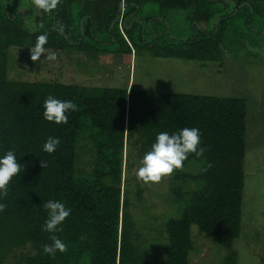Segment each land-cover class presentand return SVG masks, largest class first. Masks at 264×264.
I'll return each instance as SVG.
<instances>
[{
	"label": "trees",
	"instance_id": "16d2710c",
	"mask_svg": "<svg viewBox=\"0 0 264 264\" xmlns=\"http://www.w3.org/2000/svg\"><path fill=\"white\" fill-rule=\"evenodd\" d=\"M5 2L9 7L10 0ZM244 3L248 6L239 8ZM121 4L125 7L119 13ZM3 5L0 0V155L14 150L25 167L10 181L8 195L0 201L6 204L0 213V264L23 246H30L34 255L22 264H189L191 225L218 247L231 246L241 233L245 100L11 81L7 76L9 51L33 48L37 38L47 34V50L132 55L146 48L155 58L221 63L229 35L239 34L235 28L239 20L249 29L256 17L264 23V0H58L50 12L38 8L39 14H33L34 29L24 25L19 13L6 15ZM148 5L158 8V19L145 17L143 24L137 17ZM177 12H184L191 24L192 34L186 39L166 33V17ZM147 24L153 38L150 43L143 38ZM90 41L99 48L88 45ZM49 96L75 103L67 124L56 125L43 118V103ZM184 127L200 129L205 151L199 158L190 154L183 167L172 173L173 187L190 177L197 184L187 202L183 201L182 217L164 226L166 242L160 261L151 259L135 243L130 180L123 181L122 176L125 168L140 166L160 132L173 133ZM83 135L92 144L89 169L77 173ZM50 136L61 140L51 155L43 151ZM131 141L136 153L129 150ZM189 163L201 166L196 176L184 173ZM172 192L178 194L175 188ZM48 200L62 201L72 209L57 233L42 230L47 217L43 204ZM136 200L140 202L139 194ZM53 235L68 247L49 257L42 253V245L50 244ZM225 264H237L236 256L230 254Z\"/></svg>",
	"mask_w": 264,
	"mask_h": 264
},
{
	"label": "rangeland",
	"instance_id": "374dc122",
	"mask_svg": "<svg viewBox=\"0 0 264 264\" xmlns=\"http://www.w3.org/2000/svg\"><path fill=\"white\" fill-rule=\"evenodd\" d=\"M33 0H10L9 14L25 11L21 20L26 27L35 28L34 16L39 14ZM229 2V0H224ZM33 4V5H32ZM34 7V13L31 8ZM76 12L78 6L74 7ZM32 13V14H31ZM20 14V13H19ZM34 14V16H33ZM158 8L146 6L138 17L145 24V17L157 18ZM14 18V16H12ZM158 19V18H157ZM166 33L169 37L186 39L191 36V24L184 12L171 13ZM81 22H79L80 25ZM252 29L243 27L242 20L235 26L239 34L229 35L225 43L221 63H189L178 59L155 58L153 52L140 48L132 55L90 54L77 51L47 50L39 60L31 59L32 48H11L9 51L8 79L11 81L75 85L84 88L134 89L140 92L171 94L181 93L217 98H237L247 103L245 155L243 163L244 186L242 194V221L239 238L229 247H218L200 233L195 225L190 227L193 250L189 264H225L234 254L237 264H262L264 246V23L259 18L251 22ZM156 31L159 24L152 22ZM204 27V25H203ZM145 28V41L152 35ZM143 30V32H144ZM88 45L99 48L93 42ZM55 55V60L47 59ZM77 152L76 172L89 169L92 144L82 136ZM135 142L129 150L136 153ZM133 162L136 160L132 156ZM124 169V178L130 180L128 197L133 204L135 243L148 253L151 259L162 261L163 229L170 219H178L184 213V202L193 193L196 180L187 178L172 185V174L158 183H145L137 176V168ZM201 166L189 163L184 173L196 176ZM131 173V174H130ZM127 184V183H126ZM137 186V187H136ZM139 188V189H138ZM177 190L175 196L172 189ZM142 189V192L141 190ZM141 193H140V192ZM123 193V186H122ZM140 195V202L136 197ZM180 194L182 196H180ZM183 199V200H182ZM183 209V210H182ZM34 255L30 246L16 247L2 264H22ZM162 259V260H161Z\"/></svg>",
	"mask_w": 264,
	"mask_h": 264
},
{
	"label": "clouds",
	"instance_id": "9594fccd",
	"mask_svg": "<svg viewBox=\"0 0 264 264\" xmlns=\"http://www.w3.org/2000/svg\"><path fill=\"white\" fill-rule=\"evenodd\" d=\"M35 6L42 11L50 12L55 9L58 0H34ZM63 30V25L59 26ZM48 43V35H40L37 38L35 46L31 50V59L33 61L39 58L47 51L44 47ZM47 59L55 60L53 54ZM43 118L56 125L67 124L69 115L76 110L74 102L69 100H59L49 96L43 103ZM201 131L197 127H184L176 132H160L150 150L145 152L140 160V167L137 170V176L145 183H158L165 176L171 175L175 170L181 169L184 162L190 154L196 158L203 156L205 149L201 147ZM61 140L59 137H48L43 145V151L51 155L59 147ZM43 168L47 167L46 162H41ZM25 165L17 159L14 150H8L0 155V201L8 195L10 181L14 177L20 176ZM47 217L42 225V230L48 233H57L62 231L63 222L71 214L72 209L59 200H48L43 204ZM6 210V204L0 202V213ZM67 244L58 236L51 237L50 244L42 245V253L49 257H54L57 252L67 251Z\"/></svg>",
	"mask_w": 264,
	"mask_h": 264
},
{
	"label": "water",
	"instance_id": "95a60500",
	"mask_svg": "<svg viewBox=\"0 0 264 264\" xmlns=\"http://www.w3.org/2000/svg\"><path fill=\"white\" fill-rule=\"evenodd\" d=\"M3 3H4V7H5V10H6V15H9V11H8V7H6L7 3L5 2V0H2ZM242 6H248L246 3L242 4L239 8H241ZM125 7L124 4H121L119 5V13L123 10V8ZM22 16L25 14V11L24 10H20L19 12ZM118 20V17H116L115 21L112 23L111 27L115 24V22H117ZM215 25H217V22L215 23ZM80 26H81V35H82V32H83V29H82V23H80ZM167 29H168V26H166Z\"/></svg>",
	"mask_w": 264,
	"mask_h": 264
},
{
	"label": "crops",
	"instance_id": "0c3cea01",
	"mask_svg": "<svg viewBox=\"0 0 264 264\" xmlns=\"http://www.w3.org/2000/svg\"><path fill=\"white\" fill-rule=\"evenodd\" d=\"M19 8L22 9V7H18V9H19Z\"/></svg>",
	"mask_w": 264,
	"mask_h": 264
}]
</instances>
